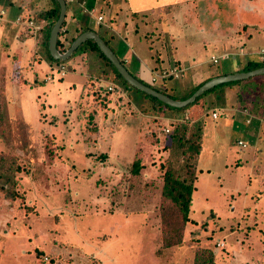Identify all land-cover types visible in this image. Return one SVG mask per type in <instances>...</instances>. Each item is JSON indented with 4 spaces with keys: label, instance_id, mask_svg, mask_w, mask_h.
<instances>
[{
    "label": "rangeland",
    "instance_id": "rangeland-1",
    "mask_svg": "<svg viewBox=\"0 0 264 264\" xmlns=\"http://www.w3.org/2000/svg\"><path fill=\"white\" fill-rule=\"evenodd\" d=\"M33 1L41 5L31 7L29 3L27 11L19 15L39 23L37 13L50 7L52 1ZM130 1L143 9L164 0ZM18 2L0 0V9L5 7L16 16L20 12ZM196 6L190 4L191 13ZM179 10L174 7L167 20L177 27L179 36L172 43L164 38V45H157L154 36L151 39L156 50L161 44L168 48L180 45L178 49L188 52L183 64L187 67L185 76L157 78L167 82L169 92L181 95L200 81L193 78L194 72L226 70L233 61L213 62L212 54L220 50L213 49L208 41L203 44L202 39H192L190 34L186 37L179 26ZM150 11L153 15L149 18L156 20L161 10ZM17 24L30 35L38 33L29 31L31 26L26 27L25 22ZM16 43L0 36V87L6 92L4 116H0V264H79L81 250L84 252L80 234L94 237L98 233H141L143 252L148 256L150 232L157 234L159 262L193 264L202 250L209 248L215 254L214 264H264V135L258 141L248 137L245 128L249 124L234 122V111L223 110L227 97L220 90L204 97V140L191 220L181 231L174 227L176 216L170 223L163 217L171 207L167 203L170 201L161 196L166 170L163 164L169 155L164 128L171 118L182 120L188 110L175 114L167 108L161 110L163 113L142 112L120 93L91 78L82 88L79 76L70 73L65 77L66 73L54 70L58 63L53 62L55 66L49 72L30 66L34 62L23 60L22 46ZM192 45L197 48L194 54H200L196 60L195 55L190 57ZM133 58L139 62L141 57L134 54ZM64 77L67 84L75 81L78 86L57 88L59 78ZM103 87L109 90L106 96L100 92ZM132 94L139 93L132 89ZM232 97L230 100L236 101ZM245 102L238 100L237 105ZM213 105L220 111L217 119L211 117ZM151 106L148 100L150 110ZM20 116L28 127L22 125ZM239 139H245L247 147L242 148ZM135 159L142 164L138 174L132 172ZM11 170L13 174L7 175ZM9 176H14V184ZM7 218L9 223L5 224ZM55 229L68 233L74 245L62 250V261L56 256L47 261L49 256L44 254L56 253L50 246ZM179 238V243L167 246V241ZM69 254L73 262L67 259Z\"/></svg>",
    "mask_w": 264,
    "mask_h": 264
},
{
    "label": "crops",
    "instance_id": "crops-1",
    "mask_svg": "<svg viewBox=\"0 0 264 264\" xmlns=\"http://www.w3.org/2000/svg\"><path fill=\"white\" fill-rule=\"evenodd\" d=\"M7 1L13 4L18 0ZM18 3L20 12L16 16L13 15L11 11L6 10L7 15L0 23V25L3 26L0 29V36H7L12 43H19L18 46H22L21 52L23 60L27 61L31 59V61L34 62V64L30 66L35 68L38 67L40 70L44 68L47 72L53 71L55 65L48 59L47 53L41 44V40L38 39L37 36V32L41 29L39 31L29 29V31L37 33L30 35L25 29L20 30L19 24L16 22V18L19 14L23 11H27L26 6H29V3L31 7H38L41 3L37 1L36 3L34 2L35 4H32L31 0H19ZM192 3L194 5L197 3L198 6H196L197 9L195 8V11L191 13L190 4ZM174 7L180 9L179 13L177 12V16L180 18L181 23L179 26H181V31L183 33H187L186 37L190 34L192 35V39L195 37L202 39L200 43L203 44L208 41L213 49L220 50V52L215 51L216 53L212 54L211 60L213 56H221L226 52L233 53L232 57L228 58L229 61L233 62L226 70L202 72L203 70L199 69L194 72L195 76L193 78L200 79L196 84L203 81L205 82L218 75L245 71L243 68L251 59L264 60L261 58L262 55H264V53H261V50L264 49V44L261 43L264 40V0H164L160 1L158 5H151V7L143 9H139L132 5L130 0H78L68 4L64 25L67 37L66 42L69 43L72 38L76 37L82 27H91V30L97 31L100 35L101 29L103 31L102 34H104L110 41V44H112L115 53L123 59L126 64H130L126 66L132 73L145 82L167 87V82L159 81L158 79L153 81V77L162 69L173 66H181L187 71V67H184L183 64H185L189 58L187 51L177 48V46L179 47L180 45L173 44L175 48H168L166 47L167 45L163 46L166 42L163 41L164 38H170L172 43L173 40L179 36L177 27L167 21ZM3 8L5 9V7L1 9ZM84 8H87L91 12H86ZM151 9L161 10L160 13L157 14L158 17L156 16V20L154 17L149 18L150 15H153L150 11ZM99 15L104 17L105 24L97 22V17ZM190 15L193 18L192 21L190 20ZM42 21L39 20V23L44 25V21ZM102 24L108 27V33H105L106 31L105 28L102 27ZM150 26L153 28H150ZM145 28L147 29L146 31ZM146 32L149 33L147 34ZM153 36L157 43L162 42L163 44H161V47L157 50L153 48L154 41L151 39ZM32 49L33 52L31 54ZM155 50L156 53L154 54L153 52ZM34 51L36 53L35 55ZM196 51V47L189 49L191 53L190 57L194 56ZM134 54H138L139 57H141L139 62H135L133 58ZM199 55L200 54L197 53L195 55L196 57L194 56L193 59L196 60ZM66 63L68 64L66 66L65 77L68 76V74L70 75V73L72 76H79L82 79L79 86L82 88L88 78L96 76V74L103 69V63L100 59L85 53H79L73 56L70 63L68 61ZM258 75L262 76H250L240 80L242 81L241 83L233 86H226L224 89L220 90L221 93L227 97V101L222 103L223 110L229 112L234 111L233 114L237 117L234 119L236 123L246 121L249 124L245 128L246 134H248V137L257 138V141L264 135V80H260V77H263L264 74ZM189 76H191L190 73ZM65 77L59 78L61 81L60 83L58 81L57 85L59 86H57V88L61 87L65 90H70L78 86L75 81L68 82L67 84V79ZM102 83L107 86L116 85V82L111 77L107 76L101 78V84ZM54 89L55 87L52 88V91ZM121 93L132 106H137L132 98L134 96V98L136 97L140 100V97L133 95L131 89L125 88ZM239 94L241 95L240 99ZM231 97L232 99L236 98V101L230 100ZM242 99L246 100V102L237 105L238 100ZM217 107L218 106L215 105L211 111ZM59 207L62 209L61 206ZM126 216L129 215L124 214V217ZM9 218L6 219L5 224L9 223ZM55 234L56 237L53 238V242L52 244L50 243V246L56 253L55 255H52L51 252L46 253V255L44 254V256H49L47 261H52L53 258L56 257H59L62 261L65 259L62 250L74 245L70 235L65 231L59 233V231L55 229ZM134 235L135 236H131L126 233H103V235H101L98 233L94 234V237H90L80 234L84 252L81 250L82 258L77 261L79 264H86L88 261L96 264H174L159 262L156 248L157 234L155 232H150V244L146 252L148 256L144 255L143 252L144 243L141 242V233H135ZM131 252L133 255H131ZM67 259L73 262L71 254H69Z\"/></svg>",
    "mask_w": 264,
    "mask_h": 264
},
{
    "label": "trees",
    "instance_id": "trees-1",
    "mask_svg": "<svg viewBox=\"0 0 264 264\" xmlns=\"http://www.w3.org/2000/svg\"><path fill=\"white\" fill-rule=\"evenodd\" d=\"M52 5L50 7L42 9L40 12L37 13L36 17H38L39 20L44 21V25L42 26L41 30L38 32L37 36L38 39L41 40V44L45 49V52L47 53V57L49 60H51L54 63L65 64L68 59L71 57L85 53L90 52L94 53L95 56L100 59V61L103 63V69L102 71L98 72L96 76L91 77V81L98 82L99 85L101 84V78L103 77H111L116 83L114 86V92L120 93L119 95L121 97H124V95L121 93L123 89H134L135 93H139L138 95L135 94V96H139L140 100H138L136 97L133 96V101L138 106L139 109H141L142 112H145L148 110L153 111H160L163 108H167L171 111L172 114L187 111L189 113L188 117H184L183 119L178 121H171L170 126L171 129L169 132L166 133V137L169 139V142H166V149L169 151V155L166 159V164H163L164 167H166V170L164 172L163 177V185L161 188V196L171 203L170 210L167 209V211L163 214V217L165 219V222L173 219H170L172 216H176V220L173 222L174 227L178 230L183 229L185 223L187 221H190V212L192 207V200H193V192L196 189L195 182L197 179V169L199 164V158L201 151L203 149V140H204V128H205V119L204 115L206 112H204V104L205 95L215 92L217 89L221 90L224 89L226 86H233L235 84L241 83L240 80H234V81H228L225 83H221L210 90L206 91L199 97L195 99L192 103L188 104L187 106L183 107H175L171 106L162 100L158 99L157 97L146 93L143 90H140L139 88L131 85L118 71L116 66L112 63V61L102 52L99 45L97 44L96 40L93 38L87 39L84 41L74 52L73 54L63 60V59H57L51 55L50 49H49V39L51 30L58 19L59 13H60V3L58 0H51ZM67 2V1H66ZM92 3V2H91ZM68 2H67V8H68ZM90 4V3H89ZM88 5V3H87ZM105 24V23H104ZM102 24V27L105 28V33H108V27L106 25ZM64 25L65 20L63 23V26L60 30L59 36H58V49L61 52L66 51L71 43L74 41V39L81 34L82 32L86 30H91V27L85 26L82 27V29L78 32V35L74 38H72L69 43H67V37H66V31H64ZM34 34V33H33ZM101 36L106 41V43L113 49L112 44H110V41L104 36V34L101 33ZM115 52V51H114ZM124 63L125 61L121 59ZM126 65V63H125ZM264 66V60H255L251 59L249 62L244 66V70H252L258 67ZM134 74V73H133ZM135 75V74H134ZM136 76V75H135ZM137 77V76H136ZM138 78V77H137ZM140 79V78H139ZM144 83L153 86L155 89L164 92L166 94H169L170 96L177 98V99H185L189 97L203 82L198 83L194 85L189 91L185 92L184 94H175L168 91L166 87L163 86H157L154 84H150L148 82H145L144 80L140 79ZM122 85V87L120 86ZM103 85V84H102ZM108 88V86H107ZM103 87L101 89V93L103 96H106L108 94L109 90ZM111 91V90H110ZM111 93V92H110ZM5 90L0 87V116H4L3 108L4 104L6 103V97H5ZM240 95V94H239ZM241 95L239 96L240 99ZM148 100L149 103H152V109L150 110L148 106ZM108 101V100H107ZM110 101V100H109ZM109 101L107 103H109ZM126 101V100H124ZM213 105L212 107H214ZM133 107V106H132ZM211 107V108H212ZM7 117V115H5ZM22 120L23 126H29V124L25 121L23 116H20ZM11 122V121H9ZM142 164L140 159H135L132 163V172L133 174H138L139 170L141 168ZM13 174L12 170L9 171L10 175ZM0 175H2V172H0ZM9 179L14 184V176H9ZM5 189V188H4ZM114 210H118L117 208H113ZM174 214V215H173ZM183 235L180 237L182 238ZM167 246H170L172 244H176L180 242V238L177 240H169L167 241ZM215 260V254L214 252L207 248L203 249L200 253L199 257L194 259L193 264H214Z\"/></svg>",
    "mask_w": 264,
    "mask_h": 264
},
{
    "label": "water",
    "instance_id": "water-1",
    "mask_svg": "<svg viewBox=\"0 0 264 264\" xmlns=\"http://www.w3.org/2000/svg\"><path fill=\"white\" fill-rule=\"evenodd\" d=\"M60 3V13L58 16V19L56 20L50 34L49 39V49L51 52V55L57 59H67L69 58L73 52L87 39L93 38L96 40L97 44L99 45L102 52L112 61V63L116 66L118 71L122 74V76L133 86L139 88L140 90L145 91L148 94H151L158 99L162 100L163 102L175 106V107H183L187 106L188 104L195 101L197 97L205 93L206 91L210 90L211 88L228 81H234V80H242L245 78H248L250 76L258 75V74H264V66L252 69V70H246V71H240V72H234V73H228V74H222L215 77H212L208 80H206L204 83H202L189 97L185 99H177L169 94H166L164 92H161L157 89H155L153 86H150L143 81H141L139 78H137L125 65V63L121 60V58L113 51V49L106 43V41L103 39V37L95 30H86L79 34L74 41L71 43L69 48L61 52L58 49V36L60 33V30L63 26L66 13H67V2L66 0H58Z\"/></svg>",
    "mask_w": 264,
    "mask_h": 264
},
{
    "label": "built area",
    "instance_id": "built-area-1",
    "mask_svg": "<svg viewBox=\"0 0 264 264\" xmlns=\"http://www.w3.org/2000/svg\"><path fill=\"white\" fill-rule=\"evenodd\" d=\"M68 3H73V2H76L78 0H66ZM84 10L86 12H91L90 10H88L87 8H84ZM7 15V11L6 9H1L0 10V23L2 22V20L5 18V16ZM16 22H19V23H24L25 22V25L26 27L28 26H31L30 29H34L35 31H39L41 28H42V25L40 23H35L33 19L29 18V19H25L23 16L19 15L17 18H16ZM97 22L98 23H104V17L102 15H99L97 17ZM65 31V28L63 29ZM261 53H264V49L261 50ZM233 53L231 52H226L224 53L223 55L221 56H213L212 57V61L213 62H218L220 59H228L230 57H232ZM264 55H262V59H264L263 57ZM56 72L57 73H60L61 75H64L66 73V65L65 64H60L58 65L57 68H55ZM185 68L183 67H178V66H173L171 68H164L162 69L158 74H156L154 77H153V81L157 80L158 77L160 78H167V77H174V78H181L183 76H185ZM108 89L109 90H113L114 89V86L112 85H109L108 86ZM220 115V111L219 109L217 108H214L212 111H211V116L213 118H218ZM185 117L187 118L188 117V114L185 115ZM171 121H175L174 118H171L169 119ZM250 121V120H248ZM166 132H169L170 129H171V126H170V123L167 124V126L164 128ZM238 144L242 147V148H245L247 147V143L243 140V139H239L238 140Z\"/></svg>",
    "mask_w": 264,
    "mask_h": 264
}]
</instances>
